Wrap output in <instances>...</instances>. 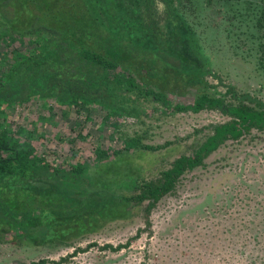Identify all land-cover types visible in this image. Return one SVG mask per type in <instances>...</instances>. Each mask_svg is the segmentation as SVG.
<instances>
[{"label": "trees", "instance_id": "16d2710c", "mask_svg": "<svg viewBox=\"0 0 264 264\" xmlns=\"http://www.w3.org/2000/svg\"><path fill=\"white\" fill-rule=\"evenodd\" d=\"M210 30L264 78V0H0V246L74 247L139 216L145 228L134 239L152 235L153 210L187 173L229 141L264 134V99L226 82L208 49ZM170 96L193 103L173 105ZM20 107L50 111L51 127L68 122L76 136L49 138L50 127L17 123ZM204 111L228 120L198 130L210 133L147 172L190 139L149 143L153 113ZM101 115L102 127L116 119L113 130L97 132L84 157L78 145ZM128 118L132 129L121 125Z\"/></svg>", "mask_w": 264, "mask_h": 264}, {"label": "rangeland", "instance_id": "374dc122", "mask_svg": "<svg viewBox=\"0 0 264 264\" xmlns=\"http://www.w3.org/2000/svg\"><path fill=\"white\" fill-rule=\"evenodd\" d=\"M208 36V49L226 82L264 99V78L255 66L235 57L216 30H210ZM170 100L173 105L193 103L192 97L170 96ZM49 112L20 107L13 119L31 129L35 122L40 132L50 127L49 138L57 132L76 136L68 122L62 131L51 127ZM152 117L148 122L149 143L163 144L188 136L190 139L182 142L178 149L159 156V161L152 165L154 169L147 170L149 173L169 167L189 145L210 133L208 129L201 133H197L198 130L228 120L215 111L174 116L154 112ZM55 118L60 122L58 115ZM103 121V115L95 117L86 127L85 134L90 138L78 145L84 157L91 154L93 145L101 139L94 135L99 131L111 133L116 119L113 118L108 127H102ZM120 122L124 129H132L136 123L131 118ZM144 129L148 130V126ZM102 142L112 148L118 145ZM151 221L153 234L144 232L138 239H134L138 230L145 228L142 216L112 223L74 247L16 250L0 246V264H33L42 260L55 264L69 256V261L63 264H264V134L254 132L222 146L205 161L204 167L187 173L176 191L160 201L152 212ZM90 244L92 247L85 251ZM108 244L123 248L113 252L104 249Z\"/></svg>", "mask_w": 264, "mask_h": 264}]
</instances>
